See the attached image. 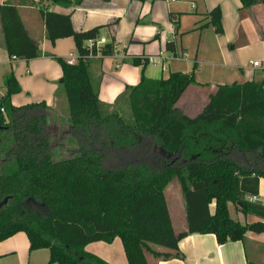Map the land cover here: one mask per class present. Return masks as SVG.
Here are the masks:
<instances>
[{"label": "trees", "instance_id": "trees-1", "mask_svg": "<svg viewBox=\"0 0 264 264\" xmlns=\"http://www.w3.org/2000/svg\"><path fill=\"white\" fill-rule=\"evenodd\" d=\"M239 1L242 9L264 4ZM41 15L46 38L53 44L73 38L79 56L76 64L53 57L62 71L58 92L69 108L66 140L77 148H68L64 156L62 148H52L46 103H11L22 88L9 73L0 100V201L8 199L0 209V243L25 233L30 251H50V264H109L85 248L119 238L129 264H148L145 252L156 258H183L178 243L187 235L211 234L223 245L245 242L249 232L264 234V204L249 200L259 197L264 179V81L218 86L202 112L190 118L176 104L196 84L197 64L190 73L150 79L144 75V59L133 58L129 62L142 67V76L121 95L129 100L133 122L128 123L118 113H104L92 82L91 60L114 54L113 42L99 50L86 46L99 39L103 27L76 32L69 15L48 10ZM206 20L198 29L211 25L217 35L224 33L219 7ZM0 24L11 59L41 56L16 6H0ZM166 47L176 49L173 42ZM174 179L184 198L187 223V232L179 235L165 196ZM230 205L256 221L234 218ZM149 245L174 254L154 253Z\"/></svg>", "mask_w": 264, "mask_h": 264}, {"label": "crops", "instance_id": "crops-1", "mask_svg": "<svg viewBox=\"0 0 264 264\" xmlns=\"http://www.w3.org/2000/svg\"><path fill=\"white\" fill-rule=\"evenodd\" d=\"M8 3L17 7L29 37L41 50V56L33 60L11 59L0 24V100L6 93L4 79L13 72L22 88L21 93L11 98L14 106L44 102L54 113L59 109V102L67 101L65 95L58 92L62 71L53 57L76 64L79 56L73 38L60 39L54 44L46 38L42 10L69 15L76 32L103 27L99 38L114 43V54L92 59L90 73L99 90V100L109 106L117 103L127 87H134L141 80L142 67L133 66L129 61L156 55L167 49L170 42L174 43L176 52L187 53L184 61H190L192 67L197 64L196 84L191 85L176 104V108L190 118L202 112L218 86L264 81V71L249 66L251 61L264 59V4L242 9L239 0H66L60 4L45 0H0V6ZM216 7L222 12V35H217L211 25L198 29ZM171 28L175 29V39L168 33ZM255 46L259 48L255 57L260 59L247 60L245 55L249 56ZM182 62H168L167 70H172V64ZM173 69L183 72L175 65ZM144 75L150 78L146 69ZM188 94H192V98L186 102ZM261 182L262 179L259 197L264 204ZM167 204L176 235L186 233V214H182L185 204L184 209H180L179 231L168 200ZM247 217L245 222L256 221L252 216ZM149 246L157 254H174L159 246ZM178 248L181 259L156 258L151 252H145L147 263L264 264V234L249 232L245 242L223 245L217 243L214 235L192 234L182 238ZM85 251L109 264H129L119 238L110 244H89ZM0 264H50V251H30L27 235L18 233L0 243Z\"/></svg>", "mask_w": 264, "mask_h": 264}, {"label": "rangeland", "instance_id": "rangeland-1", "mask_svg": "<svg viewBox=\"0 0 264 264\" xmlns=\"http://www.w3.org/2000/svg\"><path fill=\"white\" fill-rule=\"evenodd\" d=\"M100 39V38H99ZM259 52L258 46H255L252 48L249 56L248 54L245 55V58L247 60L250 58L251 60H257L260 59V57H255L257 53ZM174 65L176 68H179L180 70L183 71V73L191 72L193 70V67L191 66L192 63L189 61H183L182 63H176L172 64V70H166L163 71L161 67L159 66H153V65H148L146 70H147V76H149L151 79H167L170 75V73L175 72ZM142 69V68H141ZM192 94H188L186 98V102L188 100H191ZM59 109L56 110V112L52 113L51 111L49 112V117H50V123L49 126L46 129V133L50 138L52 148L57 150L62 148L61 151H59L62 156L65 155V151H67L68 148H77L76 143L72 140V142L68 143V134H69V108L67 101L64 103V101L59 102ZM183 104V103H182ZM104 113L105 114H110V113H118L120 114L128 123L133 122V117H132V112L129 104V100L127 97L121 96L119 100H117V103L109 106L104 104ZM190 116H193L190 114ZM261 191L262 194L264 195V179H262L261 182ZM165 196L166 199L169 202L170 209L172 213L174 214V219H175V224L177 227V230L179 231L181 226H182V221L180 219V209L181 207H184V198L181 192L180 185L178 183L177 179L172 180V182L166 187L165 190ZM230 213L231 215L238 219L239 221H244L246 218L244 215L241 214L239 207L236 205H230ZM184 209V208H183ZM213 210V207H212ZM182 214H185V211L183 210Z\"/></svg>", "mask_w": 264, "mask_h": 264}, {"label": "built area", "instance_id": "built-area-1", "mask_svg": "<svg viewBox=\"0 0 264 264\" xmlns=\"http://www.w3.org/2000/svg\"><path fill=\"white\" fill-rule=\"evenodd\" d=\"M172 39H175V29L171 28V30L168 32ZM107 44L104 39H97V40H91L87 42L86 46L88 49L92 50L93 48L99 50L100 47ZM90 59L93 58V56L89 57ZM188 58L187 53L182 52H176V51H170L168 49H163L160 53L156 55L149 56L147 58H144V61L148 65L153 66H159L163 71L167 70V64L170 61H184ZM72 64V62H70ZM250 67H252L255 70H262L264 71V59L260 61H251L249 64ZM1 113H5L4 109H1ZM253 202H260V197H253L249 199Z\"/></svg>", "mask_w": 264, "mask_h": 264}, {"label": "water", "instance_id": "water-1", "mask_svg": "<svg viewBox=\"0 0 264 264\" xmlns=\"http://www.w3.org/2000/svg\"><path fill=\"white\" fill-rule=\"evenodd\" d=\"M8 202V199H4L3 201H0V209H2Z\"/></svg>", "mask_w": 264, "mask_h": 264}]
</instances>
